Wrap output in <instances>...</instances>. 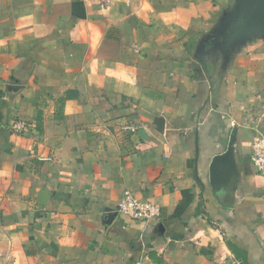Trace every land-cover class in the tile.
Wrapping results in <instances>:
<instances>
[{
	"label": "crops",
	"instance_id": "0c3cea01",
	"mask_svg": "<svg viewBox=\"0 0 264 264\" xmlns=\"http://www.w3.org/2000/svg\"><path fill=\"white\" fill-rule=\"evenodd\" d=\"M235 1L0 0V264H264V37L207 42Z\"/></svg>",
	"mask_w": 264,
	"mask_h": 264
},
{
	"label": "water",
	"instance_id": "95a60500",
	"mask_svg": "<svg viewBox=\"0 0 264 264\" xmlns=\"http://www.w3.org/2000/svg\"><path fill=\"white\" fill-rule=\"evenodd\" d=\"M254 35L264 37V0H236L233 8L224 17L218 33L208 38L207 42L226 52ZM235 142L234 129L225 150L214 156L209 165L212 192L218 202L224 205L231 204L240 179L235 158Z\"/></svg>",
	"mask_w": 264,
	"mask_h": 264
},
{
	"label": "built area",
	"instance_id": "2783aa9c",
	"mask_svg": "<svg viewBox=\"0 0 264 264\" xmlns=\"http://www.w3.org/2000/svg\"><path fill=\"white\" fill-rule=\"evenodd\" d=\"M27 125L18 123L14 130L21 134ZM250 162L257 175L264 179V134H257L250 144ZM118 212L125 214L130 219L139 222H151L159 218L160 208L151 202L140 201L133 195H125L119 202Z\"/></svg>",
	"mask_w": 264,
	"mask_h": 264
}]
</instances>
